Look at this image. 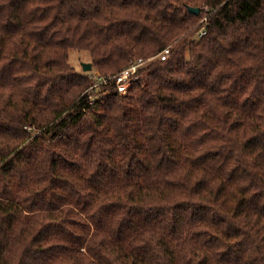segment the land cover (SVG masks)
Wrapping results in <instances>:
<instances>
[{"label":"trees","instance_id":"trees-1","mask_svg":"<svg viewBox=\"0 0 264 264\" xmlns=\"http://www.w3.org/2000/svg\"><path fill=\"white\" fill-rule=\"evenodd\" d=\"M0 264H264V0H0Z\"/></svg>","mask_w":264,"mask_h":264},{"label":"built area","instance_id":"built-area-1","mask_svg":"<svg viewBox=\"0 0 264 264\" xmlns=\"http://www.w3.org/2000/svg\"><path fill=\"white\" fill-rule=\"evenodd\" d=\"M201 21H206V18H203ZM206 32L205 28L202 27L200 30V34H204ZM170 53V46H166L163 50H161L157 56H159L161 59L167 58V56ZM153 57L149 58H143L138 57L134 61H132L129 65L122 68L119 71H113L108 73H103L99 70L96 71H90L89 75L93 80V84L90 88H97L100 85L108 84V83H114L117 90L125 95L128 94L134 83L139 81L142 77L140 71L143 67H145L152 59ZM90 102L92 103L94 101L93 94H89Z\"/></svg>","mask_w":264,"mask_h":264},{"label":"rangeland","instance_id":"rangeland-1","mask_svg":"<svg viewBox=\"0 0 264 264\" xmlns=\"http://www.w3.org/2000/svg\"><path fill=\"white\" fill-rule=\"evenodd\" d=\"M201 20H202V19H201ZM201 22H203V21H201ZM155 57H156V56H155ZM155 57H154V58H155ZM89 59H90V56L88 55L87 52H79V51H77V50H75V49L70 50V53H69V60H70V62H71L74 66H76L77 68H79L82 72L84 71L83 68H82V62H83V61H84V62H88ZM89 62H91V61H89ZM91 63H92V62H91ZM96 70L101 71L100 68H98L97 66H94V65L92 64V68H91L90 70H87V71H84V72H87L88 75H89V72H90V71H96Z\"/></svg>","mask_w":264,"mask_h":264},{"label":"water","instance_id":"water-1","mask_svg":"<svg viewBox=\"0 0 264 264\" xmlns=\"http://www.w3.org/2000/svg\"><path fill=\"white\" fill-rule=\"evenodd\" d=\"M190 10L192 12L198 13L199 12V7H190ZM82 68L84 71L90 70L92 68V63L91 62H82Z\"/></svg>","mask_w":264,"mask_h":264}]
</instances>
